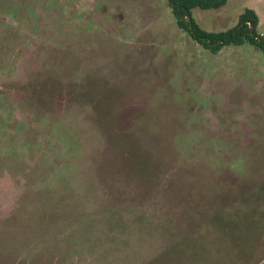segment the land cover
Here are the masks:
<instances>
[{"label":"rangeland","instance_id":"1","mask_svg":"<svg viewBox=\"0 0 264 264\" xmlns=\"http://www.w3.org/2000/svg\"><path fill=\"white\" fill-rule=\"evenodd\" d=\"M246 9L264 35V0L192 18L222 32ZM134 148L150 161L144 176ZM246 191L223 211L222 233L237 240L234 256L260 242L255 263L257 48L212 54L177 28L167 0H0V264H145Z\"/></svg>","mask_w":264,"mask_h":264},{"label":"trees","instance_id":"2","mask_svg":"<svg viewBox=\"0 0 264 264\" xmlns=\"http://www.w3.org/2000/svg\"><path fill=\"white\" fill-rule=\"evenodd\" d=\"M171 13L174 17L178 29L184 31L189 37L204 49L216 54L224 46H241L249 44L257 48L264 56V35L257 32L259 19L256 12L252 9H246L239 15L236 25L222 32H206L202 30L192 18L194 9L217 10L225 6L227 0H167ZM122 137V136H121ZM135 154L132 157L129 154V161L138 167L137 173L144 176L143 155L140 150L134 148L130 150ZM132 157V158H130ZM252 190V189H250ZM249 190V191H250ZM246 191L239 199L226 202L221 210L217 211L211 218L195 225L172 241L161 253L151 258L145 264H258L262 259L252 262L250 259L254 255V249L260 244L253 238L247 239V249L245 256H234L230 253L229 247L236 239H230L229 236L222 233L225 224L221 217L224 210L229 205L235 206L240 203ZM194 210L202 211L205 206L193 204ZM227 237V238H226ZM240 243V242H238ZM235 247L231 246L230 248ZM229 254V255H228Z\"/></svg>","mask_w":264,"mask_h":264},{"label":"crops","instance_id":"3","mask_svg":"<svg viewBox=\"0 0 264 264\" xmlns=\"http://www.w3.org/2000/svg\"><path fill=\"white\" fill-rule=\"evenodd\" d=\"M258 264H264V259L261 262H259Z\"/></svg>","mask_w":264,"mask_h":264}]
</instances>
